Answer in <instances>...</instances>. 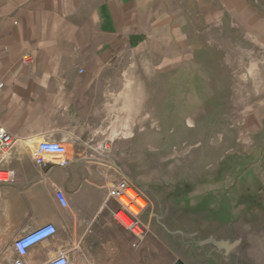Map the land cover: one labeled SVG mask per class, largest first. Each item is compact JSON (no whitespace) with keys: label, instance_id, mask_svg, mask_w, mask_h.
I'll use <instances>...</instances> for the list:
<instances>
[{"label":"crops","instance_id":"1","mask_svg":"<svg viewBox=\"0 0 264 264\" xmlns=\"http://www.w3.org/2000/svg\"><path fill=\"white\" fill-rule=\"evenodd\" d=\"M259 7L264 0H0V126L14 139L1 165L13 176L0 183V227H15L9 238L48 224L57 230L5 264H46L62 247L71 264H184L182 242L159 222L141 219L147 234L133 248L107 195L122 179L135 185L119 163H135L151 145V128L137 121L151 113L153 57L168 71L174 56L170 69L179 70L202 41L226 39L217 27L232 20L262 40L263 17L251 11ZM44 141L67 147L66 166L34 162Z\"/></svg>","mask_w":264,"mask_h":264},{"label":"rangeland","instance_id":"2","mask_svg":"<svg viewBox=\"0 0 264 264\" xmlns=\"http://www.w3.org/2000/svg\"><path fill=\"white\" fill-rule=\"evenodd\" d=\"M251 11L264 21V7ZM239 27H217L226 39L202 41L179 70L174 56L168 71L153 57L151 113L137 121L151 128V145L119 163L148 196L142 221L178 236L184 264H264V38ZM14 228L0 227V264Z\"/></svg>","mask_w":264,"mask_h":264},{"label":"built area","instance_id":"3","mask_svg":"<svg viewBox=\"0 0 264 264\" xmlns=\"http://www.w3.org/2000/svg\"><path fill=\"white\" fill-rule=\"evenodd\" d=\"M25 60H28V58ZM13 145V137L0 126V183L6 184L12 182L13 173L2 170L1 165L9 159ZM67 155L68 150L64 144L44 141L38 144L37 148L32 153V158L38 165H42L44 163V159L46 157H50L57 161V165L66 166L68 164ZM128 190L133 191L135 193V197H130L127 193ZM122 198L127 199L130 204L137 207L139 212L137 214H132L127 207L121 204L120 200ZM109 199L116 201L119 205V209L113 213V217L123 229L134 235L136 242L132 245V247L137 248L147 234L146 229L141 221L143 212L148 206L147 198L135 185L130 184L123 179L118 181L109 191L107 200ZM137 199H142L146 205L144 207H140L136 202ZM58 201L62 207L67 206V201L63 196L59 195ZM56 233V228L51 224L24 232L13 241V251L20 258H22L27 254L29 249L40 243L51 240L56 235ZM12 264L29 263H26L21 259H16ZM46 264H71L68 258V250L63 247L55 250L52 257L49 258Z\"/></svg>","mask_w":264,"mask_h":264},{"label":"water","instance_id":"4","mask_svg":"<svg viewBox=\"0 0 264 264\" xmlns=\"http://www.w3.org/2000/svg\"><path fill=\"white\" fill-rule=\"evenodd\" d=\"M124 180H126L128 183H130L127 179H124ZM213 244L215 245V247L217 249H219V250L220 249H224L226 252L229 251V250H231L234 247V245H235V244H228V243H222V242H218V243H215L214 242Z\"/></svg>","mask_w":264,"mask_h":264}]
</instances>
